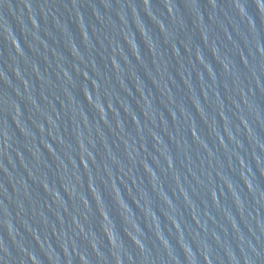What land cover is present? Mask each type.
I'll use <instances>...</instances> for the list:
<instances>
[{
  "label": "water",
  "instance_id": "water-1",
  "mask_svg": "<svg viewBox=\"0 0 264 264\" xmlns=\"http://www.w3.org/2000/svg\"><path fill=\"white\" fill-rule=\"evenodd\" d=\"M0 264H264V0H0Z\"/></svg>",
  "mask_w": 264,
  "mask_h": 264
}]
</instances>
